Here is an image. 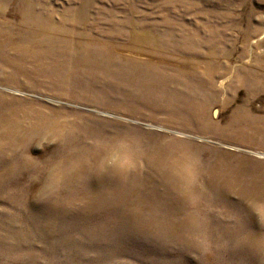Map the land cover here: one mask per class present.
Wrapping results in <instances>:
<instances>
[{
  "label": "rangeland",
  "instance_id": "rangeland-1",
  "mask_svg": "<svg viewBox=\"0 0 264 264\" xmlns=\"http://www.w3.org/2000/svg\"><path fill=\"white\" fill-rule=\"evenodd\" d=\"M1 52L0 264H264V0H0Z\"/></svg>",
  "mask_w": 264,
  "mask_h": 264
},
{
  "label": "bare ground",
  "instance_id": "bare-ground-1",
  "mask_svg": "<svg viewBox=\"0 0 264 264\" xmlns=\"http://www.w3.org/2000/svg\"><path fill=\"white\" fill-rule=\"evenodd\" d=\"M50 24V23H49ZM43 26H44V24H43ZM48 26V25H47ZM45 28V27H44ZM51 28V27H50ZM43 30H45V29H42V32H43ZM37 31V30H36ZM51 31V30H50ZM41 32V33H42ZM42 35V34H41ZM46 35V34H45ZM48 36H50V34L48 35ZM42 39V38H41ZM42 41H43V39H42ZM36 44V43H35ZM42 51V50H41ZM20 54H22L21 52H19ZM8 60V56H6V53H4V52H1L0 53V62L1 63H5L6 61Z\"/></svg>",
  "mask_w": 264,
  "mask_h": 264
},
{
  "label": "clouds",
  "instance_id": "clouds-1",
  "mask_svg": "<svg viewBox=\"0 0 264 264\" xmlns=\"http://www.w3.org/2000/svg\"><path fill=\"white\" fill-rule=\"evenodd\" d=\"M72 195H75V193H72V192H69V193H68V196H72ZM260 250H261V252H264V244H262V245L260 246Z\"/></svg>",
  "mask_w": 264,
  "mask_h": 264
},
{
  "label": "snow or ice",
  "instance_id": "snow-or-ice-1",
  "mask_svg": "<svg viewBox=\"0 0 264 264\" xmlns=\"http://www.w3.org/2000/svg\"><path fill=\"white\" fill-rule=\"evenodd\" d=\"M252 243L261 246L262 244H264V241L253 240Z\"/></svg>",
  "mask_w": 264,
  "mask_h": 264
}]
</instances>
